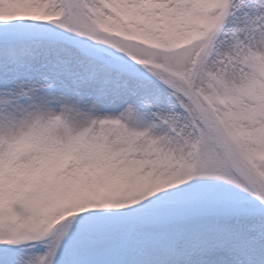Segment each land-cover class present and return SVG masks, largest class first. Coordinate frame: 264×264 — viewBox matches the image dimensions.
<instances>
[{"label": "snow or ice", "instance_id": "obj_1", "mask_svg": "<svg viewBox=\"0 0 264 264\" xmlns=\"http://www.w3.org/2000/svg\"><path fill=\"white\" fill-rule=\"evenodd\" d=\"M0 264H264V0H0Z\"/></svg>", "mask_w": 264, "mask_h": 264}]
</instances>
